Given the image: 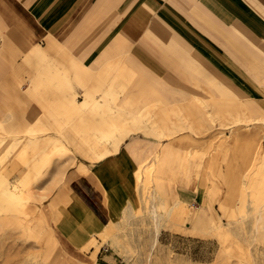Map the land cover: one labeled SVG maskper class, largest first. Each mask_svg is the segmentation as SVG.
<instances>
[{
  "label": "crops",
  "instance_id": "obj_1",
  "mask_svg": "<svg viewBox=\"0 0 264 264\" xmlns=\"http://www.w3.org/2000/svg\"><path fill=\"white\" fill-rule=\"evenodd\" d=\"M23 101L47 126L74 124L33 144L68 140L70 168L84 174L73 175L55 231L73 248L97 239L98 258L107 225L114 232L139 206L138 162L144 171L154 155L157 178L195 205L211 156L225 155L231 180L259 151L264 0H0V107ZM200 124L217 125L203 136Z\"/></svg>",
  "mask_w": 264,
  "mask_h": 264
},
{
  "label": "rangeland",
  "instance_id": "obj_2",
  "mask_svg": "<svg viewBox=\"0 0 264 264\" xmlns=\"http://www.w3.org/2000/svg\"><path fill=\"white\" fill-rule=\"evenodd\" d=\"M24 105L0 107V264H111L101 259L104 254L113 256L112 264H264V221L255 214L264 202V111L259 151L252 145L243 171L233 180L225 179V155L211 156V176L196 206L179 204L171 184L157 178L154 155L145 161L144 171L138 162L139 206L113 227L114 232L111 224L106 227L101 234L106 250L97 258V239L73 248L58 238L54 227L61 215L59 205L70 199L73 175L84 174L78 166L70 168L68 140L62 138L64 146L39 149L33 144L49 129L61 138L63 129L74 130V124L56 118L47 126L40 116L45 117L43 109L37 114ZM13 114L21 120L16 129ZM215 125L200 124L198 132L206 136ZM221 144L217 140V147ZM213 147L206 148L208 155ZM11 189L17 190L19 200L10 199Z\"/></svg>",
  "mask_w": 264,
  "mask_h": 264
},
{
  "label": "bare ground",
  "instance_id": "obj_3",
  "mask_svg": "<svg viewBox=\"0 0 264 264\" xmlns=\"http://www.w3.org/2000/svg\"><path fill=\"white\" fill-rule=\"evenodd\" d=\"M263 155H264V148H263V151H262ZM9 192V191H8ZM17 190H13L11 189L10 192H9V196H10V199L14 202V201H17L19 200L18 197H17ZM155 204L152 206V212H153V217L156 218V212H155ZM170 210V209H168ZM256 219L257 220H261V221H264V202L259 205L256 209ZM156 220V219H155ZM156 222V221H155ZM108 226V225H107ZM110 226V224H109ZM157 226V225H156ZM106 229V228H105ZM103 234V233H102Z\"/></svg>",
  "mask_w": 264,
  "mask_h": 264
}]
</instances>
